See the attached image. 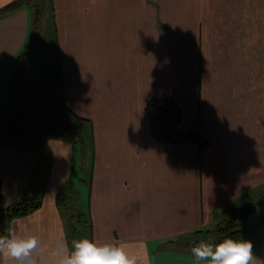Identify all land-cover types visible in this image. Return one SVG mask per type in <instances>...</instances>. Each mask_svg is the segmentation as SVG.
I'll use <instances>...</instances> for the list:
<instances>
[{"label":"crops","instance_id":"1","mask_svg":"<svg viewBox=\"0 0 264 264\" xmlns=\"http://www.w3.org/2000/svg\"><path fill=\"white\" fill-rule=\"evenodd\" d=\"M52 16L56 98L93 132L85 203L71 218L61 209L71 146L52 139L40 207L6 220L0 236L86 237L124 245L137 264H191L194 245L264 194V0H52ZM29 18L24 8L0 17V92ZM167 96L181 105L180 129L207 148L153 137L146 106ZM38 163L31 150L0 149V212L37 191ZM254 254L264 264V247Z\"/></svg>","mask_w":264,"mask_h":264},{"label":"rangeland","instance_id":"2","mask_svg":"<svg viewBox=\"0 0 264 264\" xmlns=\"http://www.w3.org/2000/svg\"><path fill=\"white\" fill-rule=\"evenodd\" d=\"M16 0H11L8 4L5 6L14 3ZM1 5V4H0ZM41 6L43 8V20H42V26L40 28L41 32L40 34H37V28L35 26V13L36 8L35 6ZM4 8V6H3ZM2 6H0V10L3 9ZM21 8L27 9L29 11V42L28 45H31L34 40H40V55L38 57V53L34 54L33 57H31L29 60L32 63V69L33 72H36L42 79L41 83L46 84L45 86L38 87L34 86L33 90V101L35 103V107L38 112L44 113L48 109V104L51 100L55 99L56 97H59V85L56 84V82L53 83L51 77H52V71L49 66L52 65L54 57H53V43H52V36L54 31V19L52 16V0H42V2H32L30 4H25ZM20 10V9H19ZM7 15V14H6ZM4 16V15H2ZM1 17V16H0ZM44 37V44H42V39ZM34 59V60H33ZM38 59V60H37ZM15 66L17 67V59ZM25 73L30 72L26 68L23 69ZM46 70V71H45ZM47 73V74H46ZM18 70L15 68L14 74L12 77V82L10 85V88L1 90L0 92V99H1V107H0V149L3 148H14L17 151L22 150H31L38 156V166L35 169L34 177L38 180L37 185V191L31 192L32 189L29 191L31 194L25 197H33L35 198L36 202L41 203L44 193L46 191V187H48V182H50V175L53 169V166L55 164L54 155L51 153L50 148V140L52 139H59L63 140L70 144L71 146V156H70V164L68 168V176L63 181L61 187L62 190L59 194V200H60V207L63 210L64 214H66L69 218L71 216H74V211H77L78 207L82 205V202L85 203V191L87 188L86 183H81L82 179L86 182H88V179L86 178L88 175L89 168L92 167V150H91V143L90 139L92 141V128L88 125V123H85L83 121H80L73 117L70 113H66L62 111V117L65 120L68 128H69V137H66L62 134H48L46 135L42 130L40 131H27L24 129L26 128V121L22 118L20 119V100L23 101V90L25 87V84L23 82H20V78L17 77ZM49 75V77H47ZM51 76V77H50ZM48 79V80H47ZM51 83V84H50ZM6 86V85H5ZM50 93L52 96H50ZM5 97V100L3 101V97ZM22 98V99H21ZM59 100V98H57ZM9 108L7 110V117H5L6 120H8V126L7 130L4 131L2 129L3 120L4 118L1 115V111L3 109ZM52 118V117H50ZM83 122V123H82ZM45 123H49V120H47ZM72 132H77L79 135H72ZM2 135V136H1ZM89 183V182H88ZM36 187H33V189ZM36 190V189H35ZM29 192V193H30ZM24 197V198H25ZM23 198V199H24ZM264 198V194L261 197V199ZM22 199V200H23ZM261 199L258 201L260 202ZM21 200V201H22ZM257 202V203H258ZM19 203V202H18ZM261 208V207H260ZM231 214L228 216L227 221L230 223ZM264 216V208L258 210V213L256 215H252L250 217V223L248 226H253L250 232L245 233V235H249L252 237L247 236L245 240H248L252 242L253 244V250L258 251L261 250L262 246L264 247V223L262 224L261 218ZM7 213L0 212V231H5L3 227V223L8 220ZM256 222L258 223L255 225ZM264 222V221H263ZM237 225H243L240 221L233 222ZM228 226L227 223L224 225H221L220 227H226ZM242 226H236L230 228L231 231L235 230H241ZM244 237V236H243ZM222 238L221 232H219V236H216V238H212L208 240L209 243H215L220 241ZM255 240H257L255 242ZM193 245V243L191 244Z\"/></svg>","mask_w":264,"mask_h":264},{"label":"trees","instance_id":"3","mask_svg":"<svg viewBox=\"0 0 264 264\" xmlns=\"http://www.w3.org/2000/svg\"><path fill=\"white\" fill-rule=\"evenodd\" d=\"M32 2H42V0H16L14 3L5 6L0 10V16L6 15L12 12H15L21 9L25 4H30ZM35 26L37 28V34H40L42 20H43V8L35 6ZM40 47V40H34V42L27 46V48L17 57V77L20 78V82L25 84L23 90V101L20 100L19 108L20 110V119H24L27 123L24 131H40L42 130L46 135L48 134H62L66 137H69V128L62 117V111L69 114V110L64 107L62 100H57V98L50 101L48 104V109L44 113L37 111L35 103L33 101V90L34 86L42 87L45 86L41 83L39 76L36 72H33L32 63L30 58L37 54ZM29 58V59H28ZM34 60V59H33ZM26 68L30 72L25 73L23 70ZM46 87V86H45ZM50 96L52 94L50 93ZM22 99V98H21ZM7 110L9 108H4L1 111V115L4 118L2 129L7 130L8 120ZM146 113L150 119L151 123V133L153 137L163 143H170L174 145H187V144H196L201 150L209 146V142L200 132H195L193 130H181L180 123L182 120V108L180 103L173 96L164 97L162 100L158 98H152L148 101L146 106ZM52 117V118H50ZM49 120V123H45ZM74 135H79L77 132L71 133ZM2 136V135H1ZM41 203L36 202L33 197H25L19 203L7 208L5 211L9 219L16 217H23L28 215L33 210L39 208ZM258 206L264 208V198L258 202ZM262 224L264 223V216L261 218ZM256 223L255 225H257ZM226 227H220L219 232H221L222 238L220 241L213 243L221 242L224 238L231 236L234 239H242L245 233L250 232L253 229V226L248 225H237L236 223H228ZM242 226L241 230L237 229L231 231L230 228Z\"/></svg>","mask_w":264,"mask_h":264},{"label":"clouds","instance_id":"4","mask_svg":"<svg viewBox=\"0 0 264 264\" xmlns=\"http://www.w3.org/2000/svg\"><path fill=\"white\" fill-rule=\"evenodd\" d=\"M251 241L231 236L213 245L200 241L191 248V264H260ZM50 250L52 258H50ZM0 259L5 264H137L122 244L97 242L89 238H64L52 245L42 244L36 235H21L10 229L0 236Z\"/></svg>","mask_w":264,"mask_h":264},{"label":"water","instance_id":"5","mask_svg":"<svg viewBox=\"0 0 264 264\" xmlns=\"http://www.w3.org/2000/svg\"><path fill=\"white\" fill-rule=\"evenodd\" d=\"M259 207L255 202H247L245 205L236 207L232 214L231 220L233 222L240 221L243 225H248L250 217L258 213Z\"/></svg>","mask_w":264,"mask_h":264}]
</instances>
